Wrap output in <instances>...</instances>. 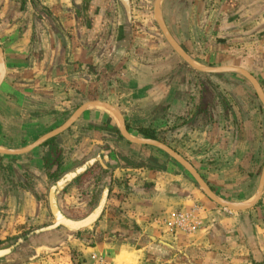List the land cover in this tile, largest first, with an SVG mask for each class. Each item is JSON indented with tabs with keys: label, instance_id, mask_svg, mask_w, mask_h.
I'll return each mask as SVG.
<instances>
[{
	"label": "crops",
	"instance_id": "crops-1",
	"mask_svg": "<svg viewBox=\"0 0 264 264\" xmlns=\"http://www.w3.org/2000/svg\"><path fill=\"white\" fill-rule=\"evenodd\" d=\"M154 2L130 0L132 39L119 55L116 0H0V148H26L102 102L132 136L153 135L184 158L217 196L246 202L264 165V108L242 77L198 73L170 51ZM162 12L195 61L245 70L264 92V0H165ZM98 149L115 164L78 177L61 207L98 201L109 179L104 211L55 264H89L92 254L112 264H264V189L247 211L223 209L166 154L125 141L99 109L28 154L0 155V213L16 228L42 227L51 184ZM94 171L89 191L76 184Z\"/></svg>",
	"mask_w": 264,
	"mask_h": 264
},
{
	"label": "water",
	"instance_id": "water-1",
	"mask_svg": "<svg viewBox=\"0 0 264 264\" xmlns=\"http://www.w3.org/2000/svg\"><path fill=\"white\" fill-rule=\"evenodd\" d=\"M118 5V31L116 38V52L119 55H124L130 45L133 24H132V8L130 0H116ZM165 0H155L153 6V17L155 23L162 34L165 42L175 55L182 60L192 70L205 75H224L234 74L245 79L252 87L256 97L264 108V92L256 79L247 71L237 68L220 67L212 68L202 65L190 57L177 44L170 34L164 19H163V3ZM5 75L4 61L2 51L0 49V84ZM90 109H99L112 116L117 126L121 137L128 143L140 146L153 147L180 165L194 180L200 191L217 206L227 209L232 212H243L251 209L260 199L264 189V165L262 168L259 184L254 196L246 202L234 203L220 198L210 190L208 185L197 173V171L179 154L168 146L154 140L142 139L132 136L125 125L122 114L113 106L102 102H91L79 108L73 116L58 129L44 135L33 144L20 150H7L0 148V155L2 156H21L32 152L34 149L41 147L48 140L67 131L86 111ZM102 165L105 170L109 169V165L115 164L108 153L104 150H95L93 155L86 159L82 165L77 166L71 171L66 172L59 180L53 182L49 188L47 197L48 208L52 216V223L47 226L37 228L31 232L26 233L16 239L0 244V263L9 262L13 260L29 259L37 255V252L42 249L57 250L61 245L65 244L69 237L74 236L84 230L92 228L100 220L105 208L108 197L110 180L106 179L101 195L91 212L81 219H72L68 217L61 207V201L65 189H67L78 177L84 175L95 164Z\"/></svg>",
	"mask_w": 264,
	"mask_h": 264
},
{
	"label": "rangeland",
	"instance_id": "rangeland-1",
	"mask_svg": "<svg viewBox=\"0 0 264 264\" xmlns=\"http://www.w3.org/2000/svg\"><path fill=\"white\" fill-rule=\"evenodd\" d=\"M154 24H155L156 29L159 31L155 22H154ZM159 33H160V31H159ZM161 36H162V34H161ZM170 51H172V50L170 49ZM213 76H219V75H213ZM95 174H96L95 171L92 173L89 172V175H87V177L83 178L81 181H77L76 184L78 186H82L84 190L89 191L94 186L93 185L94 183L88 181L87 179L92 180V178L94 177ZM96 201H97V197L91 198V199L87 198V199H84L83 201L76 202L73 205H71L70 207H68V212L65 214L72 219L84 218L95 207V205L97 203ZM46 203H47V208H48L47 199H46ZM48 211H49V208H48ZM49 213H50V211H49ZM13 217H14V215H11L10 213H8V214L0 213V244L11 241L13 239H16V238L22 236V235H25L28 232H31L37 228H40V227L32 228V226H25V227L21 226L20 227V225H19V228L18 227L16 228V226H14V222L12 221ZM52 221H53V219H52V216L50 214V218H49L48 222L47 223L43 222L42 225L43 226L50 225L52 223ZM94 227L95 226H93L90 229L84 230L78 234H75L74 236L69 237L68 241L65 244L61 245L57 250L51 251L48 249H42V250H39L37 252V255L33 258L31 257L29 259L13 260V261H9V262H1L0 264H55L56 263L55 257H56V254H59V252H58L59 250L64 249L63 250L64 253L69 254L68 251L70 249V246H69L70 243H72L75 240L86 239L87 235H89V233H91V231H92L91 229H94ZM68 259H69V257H68ZM70 259H71V257H70Z\"/></svg>",
	"mask_w": 264,
	"mask_h": 264
},
{
	"label": "built area",
	"instance_id": "built-area-1",
	"mask_svg": "<svg viewBox=\"0 0 264 264\" xmlns=\"http://www.w3.org/2000/svg\"><path fill=\"white\" fill-rule=\"evenodd\" d=\"M83 264H86V262H84ZM89 264H112V263H110L106 259V257H104L102 255L92 254L90 256V263Z\"/></svg>",
	"mask_w": 264,
	"mask_h": 264
},
{
	"label": "trees",
	"instance_id": "trees-1",
	"mask_svg": "<svg viewBox=\"0 0 264 264\" xmlns=\"http://www.w3.org/2000/svg\"><path fill=\"white\" fill-rule=\"evenodd\" d=\"M218 77H219V76H218ZM218 96H220V95H218ZM145 138H147V139H151V140H156V138H155L153 135H148V134L145 135ZM49 143H50V142H48V144H49ZM125 162L129 164V161H128V160H125Z\"/></svg>",
	"mask_w": 264,
	"mask_h": 264
}]
</instances>
